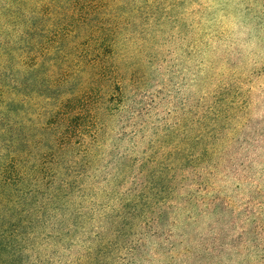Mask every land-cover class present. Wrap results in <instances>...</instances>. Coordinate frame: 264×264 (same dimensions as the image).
<instances>
[{
	"label": "rangeland",
	"instance_id": "obj_1",
	"mask_svg": "<svg viewBox=\"0 0 264 264\" xmlns=\"http://www.w3.org/2000/svg\"><path fill=\"white\" fill-rule=\"evenodd\" d=\"M151 217L264 227V0H0V231Z\"/></svg>",
	"mask_w": 264,
	"mask_h": 264
},
{
	"label": "trees",
	"instance_id": "obj_2",
	"mask_svg": "<svg viewBox=\"0 0 264 264\" xmlns=\"http://www.w3.org/2000/svg\"><path fill=\"white\" fill-rule=\"evenodd\" d=\"M219 201L212 198V209ZM262 205L256 198H249L245 214L254 213ZM221 206L236 214L230 201H221ZM150 219L143 228L94 237L52 231H0V264H264V227L258 223L205 233L151 228L157 217ZM64 238L69 241L61 242ZM184 242H192L188 245L193 248Z\"/></svg>",
	"mask_w": 264,
	"mask_h": 264
}]
</instances>
